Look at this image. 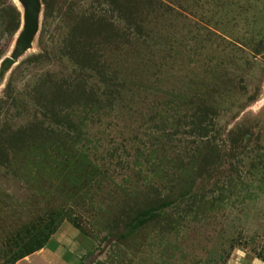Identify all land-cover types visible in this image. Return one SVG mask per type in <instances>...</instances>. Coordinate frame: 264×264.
<instances>
[{
	"label": "rangeland",
	"instance_id": "1",
	"mask_svg": "<svg viewBox=\"0 0 264 264\" xmlns=\"http://www.w3.org/2000/svg\"><path fill=\"white\" fill-rule=\"evenodd\" d=\"M21 22L0 0V264L50 223L14 264H264V0H40L8 65Z\"/></svg>",
	"mask_w": 264,
	"mask_h": 264
},
{
	"label": "water",
	"instance_id": "2",
	"mask_svg": "<svg viewBox=\"0 0 264 264\" xmlns=\"http://www.w3.org/2000/svg\"><path fill=\"white\" fill-rule=\"evenodd\" d=\"M26 10V24L18 37L16 49L11 58L6 59V64H11L16 57L29 46L38 26L40 0H21Z\"/></svg>",
	"mask_w": 264,
	"mask_h": 264
},
{
	"label": "trees",
	"instance_id": "3",
	"mask_svg": "<svg viewBox=\"0 0 264 264\" xmlns=\"http://www.w3.org/2000/svg\"><path fill=\"white\" fill-rule=\"evenodd\" d=\"M57 230V226L53 225V223H50V225L47 227V232L44 235H36L34 238V245H32L31 249H27V251H24L22 249H18L13 253V255L9 258L8 264H14L19 259L32 254L33 252H36L43 248L46 245V242L51 238V235H53ZM51 240V239H50ZM82 264V263H80Z\"/></svg>",
	"mask_w": 264,
	"mask_h": 264
},
{
	"label": "bare ground",
	"instance_id": "4",
	"mask_svg": "<svg viewBox=\"0 0 264 264\" xmlns=\"http://www.w3.org/2000/svg\"><path fill=\"white\" fill-rule=\"evenodd\" d=\"M19 2L22 4V22H21V26H20V33L21 31L24 29V26L26 24V10H25V6L24 4L21 2V0H19ZM17 4V3H16ZM19 33V34H20Z\"/></svg>",
	"mask_w": 264,
	"mask_h": 264
},
{
	"label": "crops",
	"instance_id": "5",
	"mask_svg": "<svg viewBox=\"0 0 264 264\" xmlns=\"http://www.w3.org/2000/svg\"><path fill=\"white\" fill-rule=\"evenodd\" d=\"M43 250H44V248H43ZM41 251H42V250H41ZM36 252H37V251H36ZM36 252H35V253H36Z\"/></svg>",
	"mask_w": 264,
	"mask_h": 264
}]
</instances>
